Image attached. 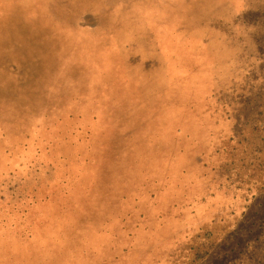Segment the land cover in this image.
Segmentation results:
<instances>
[{
    "label": "rangeland",
    "instance_id": "rangeland-1",
    "mask_svg": "<svg viewBox=\"0 0 264 264\" xmlns=\"http://www.w3.org/2000/svg\"><path fill=\"white\" fill-rule=\"evenodd\" d=\"M111 1L0 0V264H264V0Z\"/></svg>",
    "mask_w": 264,
    "mask_h": 264
},
{
    "label": "crops",
    "instance_id": "crops-1",
    "mask_svg": "<svg viewBox=\"0 0 264 264\" xmlns=\"http://www.w3.org/2000/svg\"><path fill=\"white\" fill-rule=\"evenodd\" d=\"M81 1V0H79ZM119 0H112L111 1V5H109V3L107 2L106 3V7L103 9H101V12L99 13V16L103 17V16H107L109 17V15L111 14L112 11L116 10V2H118ZM77 4V3H76ZM110 6V7H109ZM115 7V8H114ZM81 8V6L78 4V9ZM80 10H77L75 11V13L78 15V16H83V17H87V16H90V17H93V14L91 13H82L81 11L79 12Z\"/></svg>",
    "mask_w": 264,
    "mask_h": 264
}]
</instances>
